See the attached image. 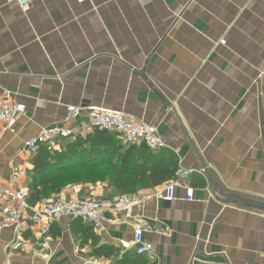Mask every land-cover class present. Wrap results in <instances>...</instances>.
I'll list each match as a JSON object with an SVG mask.
<instances>
[{
  "label": "crops",
  "instance_id": "obj_1",
  "mask_svg": "<svg viewBox=\"0 0 264 264\" xmlns=\"http://www.w3.org/2000/svg\"><path fill=\"white\" fill-rule=\"evenodd\" d=\"M4 91L27 112L14 131L0 122L1 183L12 184L19 167L15 186L29 187L36 153L26 141L62 124L71 105L116 109L156 125L165 144L152 151L175 155L187 174L175 199L153 198L134 212L152 224L144 235L150 253L121 247L135 225L114 213L102 231L80 218L55 221L44 248L43 226L26 211L19 229L0 234V264H264V210L223 196L264 202V0H33L27 11L0 0V96ZM67 125L88 132L59 140L55 151L92 146L86 139L96 129L86 115ZM77 138L83 144L73 145ZM116 140L128 146L120 134ZM74 157L69 167L77 171L111 168ZM96 185L119 191L84 180L60 191L92 197ZM17 241L32 248L16 249Z\"/></svg>",
  "mask_w": 264,
  "mask_h": 264
},
{
  "label": "built area",
  "instance_id": "obj_2",
  "mask_svg": "<svg viewBox=\"0 0 264 264\" xmlns=\"http://www.w3.org/2000/svg\"><path fill=\"white\" fill-rule=\"evenodd\" d=\"M11 1L15 2L23 11H27L33 6V0ZM26 112V106L18 102L10 91H4V96H0V122L6 123L11 131L15 130L14 124ZM82 115L88 117L92 128L117 132L127 143L144 144L153 151L165 144L156 125L137 119L124 111L102 106L83 109L71 105L66 108L62 124L42 129L37 136L26 141V148L32 153H37L43 146L54 151L59 140L85 135L88 132L86 129L67 125ZM20 172L19 167L12 169V184L0 182V234L7 228L16 227L19 229L23 213L30 211L33 221L43 226L41 229L43 238L40 245L47 248L50 225L63 217L83 219L95 230L102 231L108 221L109 213L122 214L126 221L134 222L135 228L133 239L121 241L120 245L124 250H134L138 255L150 253L152 250V245L144 239L145 233L151 231L152 224L144 217L135 216V210L143 207L153 198L158 200L175 199L176 188L180 185L181 176L187 174L178 170L176 178L149 193L131 192L113 198H104L81 196L80 190L64 189L57 195L49 199H42L36 205H32L29 202V189L15 186L20 178ZM187 199L190 201L194 199L192 189H188ZM14 247L25 251L32 248L27 241H17ZM6 264H10L9 261Z\"/></svg>",
  "mask_w": 264,
  "mask_h": 264
},
{
  "label": "trees",
  "instance_id": "obj_3",
  "mask_svg": "<svg viewBox=\"0 0 264 264\" xmlns=\"http://www.w3.org/2000/svg\"><path fill=\"white\" fill-rule=\"evenodd\" d=\"M117 134V132L96 129L86 139L92 145L90 148L70 147L65 152H61L62 154L41 147L32 160L33 169L28 187L29 202L36 205L72 181L95 182L98 180L94 176L96 173H99L97 176L100 180L108 181L122 193L160 186L175 177L179 169V160L175 155H165L163 151L154 153L144 145L138 147L136 144L128 143L125 148L119 140H116ZM72 144L78 146L83 143L81 138H77ZM116 152H118L117 156ZM133 153H137L138 157L131 158ZM74 156L82 159L89 157L90 167L110 162L111 168L103 170L104 172L89 171L88 168L77 171L76 168L69 167L76 159ZM53 162L57 165V170L54 169ZM59 165L61 166L58 167Z\"/></svg>",
  "mask_w": 264,
  "mask_h": 264
},
{
  "label": "water",
  "instance_id": "obj_4",
  "mask_svg": "<svg viewBox=\"0 0 264 264\" xmlns=\"http://www.w3.org/2000/svg\"><path fill=\"white\" fill-rule=\"evenodd\" d=\"M224 197H226L227 199H231L243 206H249L255 209H260V210H264V202H259V201H253V200H248V199H244L241 197H237V196H231V195H223Z\"/></svg>",
  "mask_w": 264,
  "mask_h": 264
},
{
  "label": "rangeland",
  "instance_id": "obj_5",
  "mask_svg": "<svg viewBox=\"0 0 264 264\" xmlns=\"http://www.w3.org/2000/svg\"><path fill=\"white\" fill-rule=\"evenodd\" d=\"M103 170H106V169H103ZM102 170V171H103ZM104 172V171H103ZM97 175H99V173H96V175H94V176H96V179H98L97 180V183H100V182H107L106 180H100L99 179V176H97ZM95 184V183H94ZM97 187L96 188H93L94 189V191H93V189H92V191H93V193H94V196H96V195H100V194H103V195H105V194H107V195H109V196H111V195H113V194H117V193H122V192H120V191H114V190H108L106 187H103V188H98V186H100V185H96ZM111 192H113V194H111ZM98 197H103L102 195L101 196H98Z\"/></svg>",
  "mask_w": 264,
  "mask_h": 264
}]
</instances>
